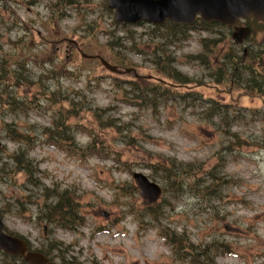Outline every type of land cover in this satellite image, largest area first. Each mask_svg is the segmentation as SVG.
Listing matches in <instances>:
<instances>
[{
  "label": "rangeland",
  "instance_id": "374dc122",
  "mask_svg": "<svg viewBox=\"0 0 264 264\" xmlns=\"http://www.w3.org/2000/svg\"><path fill=\"white\" fill-rule=\"evenodd\" d=\"M54 1L0 0V57L4 53L18 56L16 46L23 45L30 34L38 38L36 44L24 45L25 55L42 56L48 53L46 47H55L60 53L72 50L67 60L55 62L63 63L72 75L48 73L50 67L41 62L25 60V66L32 80L47 79L50 90L59 86L71 97L81 99L78 95L81 93L87 98L88 106L68 121L76 142L74 149L90 142L92 133H100L102 143L112 145L116 153L110 158L77 154L69 149L73 145L71 140L60 143L62 148L49 144L48 136L41 130L52 127L54 110L41 100L40 86L31 83L15 91L26 110L0 108V167L7 171V174L0 172V215L7 230L26 237L34 248L51 247L56 261H62L61 256H65L69 261L77 258L80 264H188L174 259L161 236L162 229L168 226L186 233L196 245L208 244L213 264H264L262 97L217 87L204 64L188 59V55L203 51L201 38L221 34L194 30L186 40L165 42L182 73L210 85L193 89L198 92L199 100L188 103L182 98L174 101L170 98L162 102V107L142 102L134 105L121 98L117 86L127 85L123 80L131 77L103 71L96 61L80 60L71 40H78L89 54L98 51L97 54L103 55L104 51L107 59L114 55L122 58L139 74H154L150 57L131 53L132 42L127 38L130 31L134 32L136 46L152 52L159 41L150 37L148 25L124 28L114 23L113 13L104 7L106 0H82L77 8L70 7L60 16L61 33L57 37L51 22ZM262 26L257 27L254 39L240 46L241 50L259 44L264 48ZM89 30L94 35L88 37ZM109 31L121 37L120 42L126 47L115 46ZM228 35L224 38L228 39ZM43 37L50 40L49 45H44ZM229 39L222 51L229 49L232 36ZM92 72L98 77L91 78ZM204 98L212 100L204 101ZM209 106L216 107L211 115L207 112ZM108 119L125 129L124 134L130 137L126 145L119 141L114 127L100 130ZM2 121L35 138L28 141L33 146L29 157L39 164L40 187L23 185L25 175L17 174L12 159L25 145L7 136ZM102 150L106 153L108 148ZM171 159L201 168L205 185L211 183L210 176H222L218 190L215 187L216 196L201 198L185 191L182 197H173L171 192L164 193L159 199L161 221L151 222L148 217L140 221L137 212L146 209L149 203L138 191L132 192L133 173L143 172L163 187L164 182L150 162ZM45 188L55 192L68 190L72 194L77 217L82 218L78 220L82 225L74 232L55 228L39 217L45 196L38 195H44ZM56 245L61 248L53 250ZM4 261L0 253V264Z\"/></svg>",
  "mask_w": 264,
  "mask_h": 264
},
{
  "label": "trees",
  "instance_id": "16d2710c",
  "mask_svg": "<svg viewBox=\"0 0 264 264\" xmlns=\"http://www.w3.org/2000/svg\"><path fill=\"white\" fill-rule=\"evenodd\" d=\"M82 0H55L52 4V16L51 22L53 32L57 37L61 33L58 22L60 16L65 14V10L70 7L77 8L81 5ZM105 7V6H104ZM106 8V7H105ZM255 25L262 26L258 22L253 21ZM124 28H127V24H122ZM93 29V28H92ZM91 29V30H92ZM150 37L156 39L157 42L152 48V52H148V49H141L135 44L134 32L130 31V35L127 36L133 42L129 46V50L137 55H147L150 57L154 65V74L158 76L149 77L145 74H139V76L131 75L134 79H124L123 81L127 85L122 83L117 85L121 89V98L131 104L147 103L153 106H159L164 100H178L182 98L188 103L199 100V94L194 88H200L204 84L201 81H197L194 78L182 73L175 65V58L167 48L165 42L173 43L174 41L186 40L189 36L190 31L196 29L200 32H208L212 34L220 33L219 36H212L206 39H201L203 51L197 55H188L189 61L198 60L206 66L208 69V76L213 83H216L217 87H223L232 90H242L244 93L259 95L262 97L264 103V48L263 45L249 46L247 53L245 54L241 47L231 41L229 49L222 51L223 45L226 44L231 38V29L223 27L214 22L205 23L197 21L194 26L176 25L171 22H166L160 27H150ZM219 30V31H218ZM228 33V39H225V35ZM256 33V30L252 31V35ZM111 34L110 39L115 46L126 47L120 40L121 37L116 36L114 31H109ZM86 35L90 37L94 35L90 30L87 31ZM38 35L30 34L29 41L24 42L23 45L16 46L18 56H8L9 54L4 53L5 56L0 57V108L16 109L19 112H23L27 107L24 106L23 101H18L17 96L14 94L15 91L27 86V84L35 83L40 86L39 95L41 100L46 102L47 106L54 110L53 124L52 127L43 128L41 132L43 135L48 136V141L53 144L64 143L65 140H71L73 145L69 149L75 150V153L81 155L98 154L103 157L110 158L116 152L112 151L114 148L108 146L103 142V138L100 133H96L93 139L84 146H79L76 149L73 135L72 125L68 124V121L74 117H77L79 113L88 106V100L81 93H78L79 97H71L60 90L59 86L51 89L47 79L40 78L36 81L32 80L29 75V69L25 66V60L33 61L34 63L41 62L43 66L48 65L50 69L48 73L72 75L67 70V67L63 63L55 64L57 60H67L72 54L70 51H57L56 48L48 47L44 48L48 50L41 54L42 56L36 55L35 57L24 54V45H33L36 42ZM254 37L249 38L252 40ZM44 45H49L50 40L43 37ZM112 43H109L112 45ZM17 44V42H16ZM71 46H74L71 44ZM73 48V47H72ZM107 49H109L107 47ZM144 51V52H143ZM56 52V54H55ZM98 52V51H97ZM95 52V53H97ZM47 53V54H46ZM104 56L107 55L104 51L101 52ZM109 58V57H108ZM85 62L90 60L81 59ZM110 62L119 65L122 69H127L130 66L128 63H124L122 58H117L115 55L110 58ZM99 66H103L101 63ZM101 70L105 71L106 68L101 67ZM130 74H134L133 72ZM153 74V75H154ZM91 78H97V73H90ZM129 77V76H127ZM123 82V83H124ZM47 90V91H46ZM46 91V92H45ZM203 94V92H201ZM77 95V93H76ZM204 95V94H203ZM212 98H204V101H211ZM21 107H18V106ZM32 108H35L33 106ZM216 109L214 106H209L207 112L212 114V111ZM218 112V110H217ZM226 112V111H225ZM224 112V113H225ZM227 113V112H226ZM223 114V113H222ZM221 115V114H220ZM229 116V114H228ZM226 117V116H225ZM264 120V115H263ZM105 126L100 128L114 127V131L120 136L124 145H126L130 137L126 136L116 123L112 124V120L108 119L105 121ZM4 131L7 136L14 142L25 145L22 146L13 155L15 162L13 163L17 167L18 172H25L26 182L35 187L41 186V180L38 177L40 170L38 164H35L33 159L29 157V150L33 148L28 141H34L35 138L31 135H25L20 132L17 128L7 122H1ZM237 136V134H233ZM126 136V137H125ZM37 138V137H36ZM102 147H107V152H103ZM112 151V152H111ZM150 165L154 168L155 173H159V178L164 182V193L171 192L173 197H182L186 192H192L198 197H212L216 196L215 190L222 183V176H210L211 183L205 185V180L201 176V168L194 166L193 163L183 164L178 161L171 159L169 162L156 161L150 162ZM0 172L7 174L4 167H0ZM25 183L24 185H26ZM216 187V189H215ZM132 192H135L137 188L131 185ZM38 196L44 197L43 206L40 209V218L51 222L53 225H57L63 228L72 229L75 224L78 223L79 217L75 212V201L72 198V194L68 190L57 191L48 188L44 189V195L39 194ZM51 200V202H48ZM160 204L148 208L150 216H153L155 222H160L161 217ZM163 212V210H162ZM166 241L171 246L174 257L181 262H188L189 264H213L212 263V250L208 244L196 245L189 240L186 233H178L176 230L165 226L162 229ZM41 249V252L51 255V247ZM63 261L62 264H73L74 262L67 261L64 256H61ZM6 264H26L23 259L5 256Z\"/></svg>",
  "mask_w": 264,
  "mask_h": 264
},
{
  "label": "water",
  "instance_id": "95a60500",
  "mask_svg": "<svg viewBox=\"0 0 264 264\" xmlns=\"http://www.w3.org/2000/svg\"><path fill=\"white\" fill-rule=\"evenodd\" d=\"M110 8L116 10L115 18L119 21L138 23L148 21L161 24L171 20L180 24H193L198 15L204 21H217L235 27L233 37L240 43L248 37L249 27L241 26V19L254 17L264 21V0H108ZM103 63L115 70L104 59ZM1 146V145H0ZM134 177L140 192L150 202L161 195V188L151 182L142 173ZM5 225L0 217V248L12 255L24 256L30 264H57L36 251H29L26 241L11 236L4 230Z\"/></svg>",
  "mask_w": 264,
  "mask_h": 264
}]
</instances>
